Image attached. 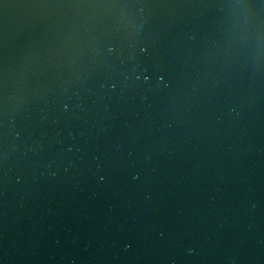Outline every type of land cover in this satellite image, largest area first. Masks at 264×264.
Instances as JSON below:
<instances>
[{"label":"water","instance_id":"water-1","mask_svg":"<svg viewBox=\"0 0 264 264\" xmlns=\"http://www.w3.org/2000/svg\"><path fill=\"white\" fill-rule=\"evenodd\" d=\"M0 264H264V0H0Z\"/></svg>","mask_w":264,"mask_h":264}]
</instances>
